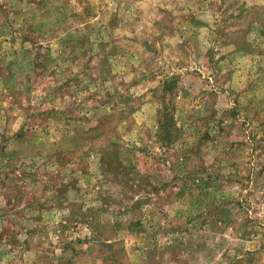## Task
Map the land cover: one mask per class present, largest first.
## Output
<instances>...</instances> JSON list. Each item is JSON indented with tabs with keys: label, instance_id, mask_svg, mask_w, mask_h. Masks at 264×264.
I'll list each match as a JSON object with an SVG mask.
<instances>
[{
	"label": "rangeland",
	"instance_id": "rangeland-1",
	"mask_svg": "<svg viewBox=\"0 0 264 264\" xmlns=\"http://www.w3.org/2000/svg\"><path fill=\"white\" fill-rule=\"evenodd\" d=\"M0 264H264V0H0Z\"/></svg>",
	"mask_w": 264,
	"mask_h": 264
}]
</instances>
